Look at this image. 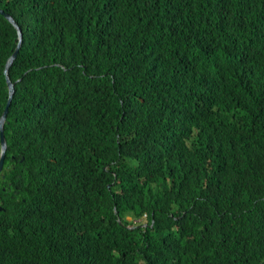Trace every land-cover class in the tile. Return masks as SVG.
<instances>
[{"label": "trees", "instance_id": "obj_1", "mask_svg": "<svg viewBox=\"0 0 264 264\" xmlns=\"http://www.w3.org/2000/svg\"><path fill=\"white\" fill-rule=\"evenodd\" d=\"M0 10V264H264V0Z\"/></svg>", "mask_w": 264, "mask_h": 264}, {"label": "water", "instance_id": "obj_2", "mask_svg": "<svg viewBox=\"0 0 264 264\" xmlns=\"http://www.w3.org/2000/svg\"><path fill=\"white\" fill-rule=\"evenodd\" d=\"M0 12L2 14L5 15V17L11 22L13 23V25L17 28L18 30V35H19V43L16 47V49L14 50V52L12 53V55L9 57L6 66H5V74H6V78H7V84H8V88H9V96H8V100H7V104L6 107L4 108V111L0 117V174L4 168V161L6 158V151H7V140H6V135H5V131H4V125L7 119V115L9 112V107L11 105L14 93H15V82H13L9 76V69L11 67V65L13 64L14 60L16 59L18 52L20 50L21 47V43H22V31L20 29V27L18 26V24L16 23L15 19L8 13H5L4 11L0 10Z\"/></svg>", "mask_w": 264, "mask_h": 264}, {"label": "clouds", "instance_id": "obj_3", "mask_svg": "<svg viewBox=\"0 0 264 264\" xmlns=\"http://www.w3.org/2000/svg\"><path fill=\"white\" fill-rule=\"evenodd\" d=\"M3 11V10H2ZM17 23V22H16ZM13 24V23H12ZM19 26V25H18ZM20 27V26H19ZM21 29V28H20ZM22 31V30H21ZM22 38H23V32H22ZM20 41V40H19ZM19 41H18V43H19ZM22 41H23V39H22ZM18 45V44H17ZM21 45H22V43H21Z\"/></svg>", "mask_w": 264, "mask_h": 264}, {"label": "rangeland", "instance_id": "obj_4", "mask_svg": "<svg viewBox=\"0 0 264 264\" xmlns=\"http://www.w3.org/2000/svg\"><path fill=\"white\" fill-rule=\"evenodd\" d=\"M129 219H131V217L129 216Z\"/></svg>", "mask_w": 264, "mask_h": 264}]
</instances>
